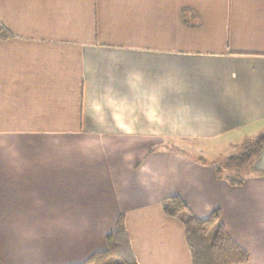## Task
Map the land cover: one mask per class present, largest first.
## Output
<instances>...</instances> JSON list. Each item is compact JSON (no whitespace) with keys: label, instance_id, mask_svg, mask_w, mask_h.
<instances>
[{"label":"crops","instance_id":"1","mask_svg":"<svg viewBox=\"0 0 264 264\" xmlns=\"http://www.w3.org/2000/svg\"><path fill=\"white\" fill-rule=\"evenodd\" d=\"M0 21V264H80L120 215L138 264H191L171 196L264 264V147L235 186L208 154L264 135V0H0Z\"/></svg>","mask_w":264,"mask_h":264},{"label":"trees","instance_id":"2","mask_svg":"<svg viewBox=\"0 0 264 264\" xmlns=\"http://www.w3.org/2000/svg\"><path fill=\"white\" fill-rule=\"evenodd\" d=\"M11 36L0 21V40ZM264 147V135L248 143L242 151L215 165L218 179L235 186L243 182L233 172L243 171L256 161ZM164 213L179 220L184 228L185 241L189 249L191 264H243L248 261V253L228 234L221 222L218 208L206 217L196 216L179 196H171L163 201ZM214 229L211 241L208 234ZM105 247L89 255L80 264H138L126 234L124 218L120 215L112 232L105 236Z\"/></svg>","mask_w":264,"mask_h":264},{"label":"rangeland","instance_id":"3","mask_svg":"<svg viewBox=\"0 0 264 264\" xmlns=\"http://www.w3.org/2000/svg\"><path fill=\"white\" fill-rule=\"evenodd\" d=\"M242 149L243 148H237V147L224 148L222 145H219L218 147H215V148L212 147V149H209L208 154H209V157L211 156L212 158L216 160H220L219 163H221L225 160V158H227L228 156L234 155V154H238L239 152L242 151ZM232 174H234L238 178H241L243 177L244 172L239 171V172H233ZM213 233H214V229H211L210 233L208 234V241H211Z\"/></svg>","mask_w":264,"mask_h":264}]
</instances>
